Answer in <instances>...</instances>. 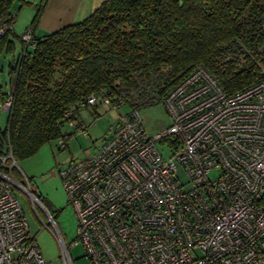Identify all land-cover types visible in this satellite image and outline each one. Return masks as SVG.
Wrapping results in <instances>:
<instances>
[{"label": "built area", "instance_id": "2783aa9c", "mask_svg": "<svg viewBox=\"0 0 264 264\" xmlns=\"http://www.w3.org/2000/svg\"><path fill=\"white\" fill-rule=\"evenodd\" d=\"M32 32L21 38L29 43ZM98 101L116 106L96 94L82 104ZM11 104L0 97V110ZM162 104L171 122L160 132L149 134L137 110L123 112L96 151L59 170L77 219L73 243L91 264H264V78L227 93L197 65ZM67 125L86 134L74 118ZM15 163L10 149L0 154V264H55L42 257L16 188L47 216L57 264H74L55 217L27 177L12 174Z\"/></svg>", "mask_w": 264, "mask_h": 264}, {"label": "trees", "instance_id": "16d2710c", "mask_svg": "<svg viewBox=\"0 0 264 264\" xmlns=\"http://www.w3.org/2000/svg\"><path fill=\"white\" fill-rule=\"evenodd\" d=\"M16 1L0 0V27L10 26L0 36V53L15 49ZM46 2L37 3L30 21L32 41L17 36L9 90L0 85V97L12 98L0 154L10 149L15 162L51 140L65 141L68 120L84 123L80 107L96 105L82 104L89 95L106 96L129 112L162 103L197 65L227 93L264 78V0H103L79 21L36 33ZM11 170L23 178L16 166Z\"/></svg>", "mask_w": 264, "mask_h": 264}, {"label": "rangeland", "instance_id": "374dc122", "mask_svg": "<svg viewBox=\"0 0 264 264\" xmlns=\"http://www.w3.org/2000/svg\"><path fill=\"white\" fill-rule=\"evenodd\" d=\"M25 1L27 2L22 3L19 0L15 2L17 13L13 22V31L17 36H20L30 24L40 0ZM17 36L13 37L15 44L13 53H0V85L1 90L4 91H8L10 87L8 66L12 63L13 57L17 56L20 51L21 45ZM127 110L124 106L117 108L99 101L94 107L88 109L80 107L78 115L86 124L85 135L74 131L66 124L62 128V132L69 134V137L63 146H58L56 139L51 140L42 145L31 156L15 163L16 168L30 179L31 186L38 192L42 205L55 217L56 224L69 247V253L74 264H91V262L85 256L81 242L73 243L76 238L77 219L74 208L68 203L59 170L64 165L96 151L113 132L120 119V114ZM138 113L145 130L149 134L160 132L171 122V118L161 102L139 109ZM6 123L7 114L0 110V131L6 127ZM157 145L160 146V143L157 142ZM180 176L184 178L183 175ZM19 180L23 181V178H19ZM15 195L26 216L29 230L35 236L42 257L45 261H53L57 264L60 248L51 230L44 226L48 222L47 216L36 204L37 216L29 196L19 188L15 189Z\"/></svg>", "mask_w": 264, "mask_h": 264}, {"label": "crops", "instance_id": "0c3cea01", "mask_svg": "<svg viewBox=\"0 0 264 264\" xmlns=\"http://www.w3.org/2000/svg\"><path fill=\"white\" fill-rule=\"evenodd\" d=\"M102 1L47 0L35 32L55 31L71 22L79 21L96 9Z\"/></svg>", "mask_w": 264, "mask_h": 264}]
</instances>
